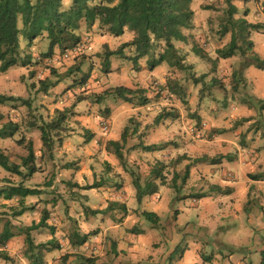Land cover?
<instances>
[{"label": "rangeland", "instance_id": "1", "mask_svg": "<svg viewBox=\"0 0 264 264\" xmlns=\"http://www.w3.org/2000/svg\"><path fill=\"white\" fill-rule=\"evenodd\" d=\"M253 2L255 4H259L260 0H253ZM220 3L221 0H212L211 3L203 2L202 5L198 8L197 22H199L202 25L203 23H206V28H207L206 33L199 32V36L203 38L202 42L200 39H198V31H195V33L192 34V30L188 31L190 34L186 42H177L176 47L180 52V56L185 59L184 65L189 67L187 69L173 68L168 66L166 63H164L158 66L157 68H155L154 70H151L149 68V64L147 63V60L143 65L140 64V60L142 58L137 60L136 63L135 50L133 51V49L127 48L128 53L124 51L123 53L124 57L114 56L110 59L111 71H107V72L105 71V65L103 64L105 59V54H104L103 59L99 60V75L96 74L97 61L91 60L92 56L97 57V59L100 58V52L96 51L93 53L80 52L78 54H73L72 61L79 59L80 63H68L66 66V71L63 74H60L58 68L56 67V64H59L60 67H65V61L67 60L69 53H76V49L83 46L84 44H87L89 48L92 47L91 43H88V41L85 40V34L91 31H88L87 28L84 26V24L81 25L82 26L81 28L83 29V31H80L81 42L76 48H74L73 50H69L65 53H62L60 50L57 52V49H55L54 54L51 57H47V58H45L42 54H45L48 51L49 41L46 47L39 49V45H41L43 41L47 39L44 35L45 33L33 39L31 43H29V41L25 40L24 38L21 39V41L22 40L25 41L24 49L22 51L24 52V55L22 56V58L29 55L31 57L32 63L28 64L29 66L20 65L17 67H12L6 73H0V95L22 98L23 100L29 101L30 105H24L22 102L0 104V122H3L5 120L7 122L9 121L17 122L20 126L18 132L21 131V125L26 124L25 133H31V135L21 134L20 138L24 136L26 139H31L34 143L35 150L37 151V142H39L41 148H42V143L40 141L41 132L36 126L41 125L43 122L50 121L53 118H55L57 116L58 111L68 110L69 111L68 119L64 125L65 129L58 133V136L55 139L56 145L54 147V151L60 152L61 154L60 158L61 160H63V158L69 154V150H71L73 147H75L77 151H79L80 149H84L87 160H85V156L82 154L76 160L65 161L59 164L52 163L49 167H42L41 172L35 174L32 178L28 180L19 177V182L16 184L12 183L11 175L8 177H3L4 183L0 184V189L12 184L13 185L23 184L24 186H29V187H39L42 189V192H44L43 193L44 195L45 192H48V195L45 196V198H47L46 201H43L41 199L43 198V196H33L26 198L25 199L26 206L32 207V209L27 211L24 215L18 216L16 218H13V212L19 210V207H17L18 200L15 198L17 204L13 205V204L5 203V201H9V200L0 198V231H2L3 225L6 220H10L12 222L14 226L13 231L18 233L17 228H26L33 224L38 223L41 220V218L44 216L45 212H48L50 214L53 213V216L50 217L48 223L52 222L53 225L51 226L54 228V231H51V229L49 228H39L37 230L32 231L31 233L36 244L48 243L52 238H54L55 242L59 244V249H53V247H51L49 251L44 252V258L46 264H48V260L46 259V257L53 252H58L60 253V255L58 257L57 256L51 257L52 264H68L67 261H69V257L78 258L77 260L74 261L75 263H71V264H78V262H81L82 264H91V262L86 263V261L80 259V257H83L84 255L65 251L64 250L65 245L62 243L65 237H67L68 245L71 248H73L74 245H77L75 242L72 243V241H76L77 240L76 235L79 234L76 233V235H74V239H75L74 240L72 237L73 235L72 223L71 222H69L68 224L65 223L66 220L64 217H67L68 214L73 209L72 208L73 201L78 202V200H80L81 203H83L84 200L86 199V196H81L82 197L81 199L76 198L79 192L75 191L76 186H73L74 184L73 175H71L69 170L70 169L75 170V168L77 167L82 168L81 175L83 176L84 181L87 182V178H88L87 176L88 174L90 175V168H92L89 165L90 163H87V161L92 160L94 153L92 151L91 152L88 151V149L86 148V144L92 139V137L98 134L95 130H93L89 126L92 120V111L95 105H98L104 101L106 96V91L110 92L111 90V92H114L115 88L119 86H125L128 88H132L134 90L144 89L146 91V93L143 96L149 98L150 100L149 104H147L149 111L147 113L140 111L136 113L137 115L138 114L145 116L150 115L151 112L154 110L153 106L159 105L160 111L157 112L154 117H152L153 122L160 124L163 123L164 119H170L171 122L175 124L177 122H180L181 118H183V125H182L183 127H187L188 124L191 123L192 127L195 128L196 130L192 131L190 135L188 133H186V135H189V139L187 141L190 145V148L196 150V153L193 154H198V149H199L198 144H204L203 147H201V149L203 150L207 149L208 151H212V152L215 150L211 146H214L215 137L216 135L220 134L217 132L221 130V128L217 126L218 124L217 120L213 118L215 107H217L220 110L227 109L229 107L230 95L232 99H236V94L239 93L242 89L245 90L244 91L245 97H247L251 92L249 88L248 89L246 88L247 85L243 87L241 86L240 89H239L240 85H238L237 87H235L236 89H234L235 82L233 81V79L238 80L240 76L236 75L232 77L230 74L226 75L225 74L227 70L226 67L224 66L221 67L219 64L214 63L215 61L211 59V57H208L209 44L213 46V51L216 54V50L228 44L231 39L230 33L226 34L225 36L221 35L223 26L226 24L227 21L228 5L223 0V3L226 4L227 7L222 8L220 7ZM243 3L248 4L249 0H243ZM233 4L237 7V5L234 2ZM70 6L71 4L68 7H65L63 3V9H68ZM204 6H211L212 9L209 10V15H207L204 12H201V10H204L203 9ZM237 10H238L237 13H240L239 18H245V17L247 18L250 14L258 15V12L252 13V9L250 7H245L243 8L242 11L237 7ZM234 17L238 19L236 17V14ZM250 22L258 23L259 21H250ZM262 24H264V22H262ZM213 25H215V27H213ZM201 28L203 27L202 26L199 27V29ZM97 29H98L97 37L100 39V41L102 40L100 43V48L102 49H104L103 45L106 42L109 49L117 50L122 44L129 42L133 38V33L127 30L122 36L118 37L110 34L105 28H100L98 25H97ZM251 34H252V39L254 41L260 38H264L262 37L263 35H261L264 34V29H262L260 32H252ZM125 37L128 38L126 39ZM196 46L202 52L201 54L204 57L199 56L194 51L193 47ZM261 46H264V42L261 43ZM161 49L162 48H158V50L156 51V55L162 52ZM33 50H37L36 54L38 55L39 59H34ZM249 52L247 53V57L238 54L240 58L243 57L244 67L246 65L247 66L251 65L252 53ZM189 58H192V60H195L196 58L201 59L202 67H200L197 70L196 64L190 61ZM45 60H55L56 62L55 64L51 66L45 65L44 67L49 69L50 75L59 76L58 79L51 80V82L53 83H57V82L58 83L56 86L51 87L48 93H44L40 91V86L39 88H37V84H39L40 80H45V79L50 80L48 76H44L42 79H37V75L39 71L37 66L41 65ZM85 60H91V62L87 65L86 70H84L83 68ZM218 61L219 59L217 60V62ZM153 71H155L154 73L155 75L152 74ZM254 71L257 72L258 70L254 68ZM198 72L199 74H197ZM74 73L77 75H73ZM131 73L136 74L134 78L130 76ZM66 77H71L72 83L66 84L64 87L57 89V86L60 85L61 82ZM194 79H198L200 83L199 84L195 83ZM26 80L31 81V83H25ZM102 80L112 81L109 88H105L103 86V83L101 82ZM158 81H162L163 83L158 88L154 87L158 84ZM167 84H170L169 89L167 90V92L171 94L170 96L166 95L165 93L164 88H166ZM170 86H173V88L171 89ZM97 88H99L100 91H96ZM75 89H82L83 92L74 91ZM70 92L72 93V97L70 98L71 102L64 103L65 99L68 98V94ZM115 97L120 98L116 95ZM173 97L175 98V102H173L172 99ZM206 99L210 102L207 106L204 103ZM243 100L245 99H241V101ZM86 101L87 103H85ZM123 101L126 102L125 100ZM126 103L134 108H137L139 106V102L137 101V99L134 101V103H129V102ZM33 105H36V107L33 108ZM81 105H83V107H81ZM5 108L9 110L5 111L4 110ZM21 109H23V115L20 116V119L18 121L14 120L13 117L17 113H19ZM40 109H43V112H40ZM189 109H194V110L190 111ZM258 109L259 110L257 112L258 114L257 116L259 118L257 119L258 120L257 123L262 125L264 123V119L262 118V115L259 116V112L263 111L260 109V103ZM103 111L108 115L112 116L113 121L114 119H116L117 122L115 124L113 123V128L115 129L116 127H118L120 121L123 119V110L120 108V105L115 104L114 107L106 106L103 109ZM37 113H39V115H37ZM46 115L48 117H51V119L46 120L45 119ZM205 115L211 116L212 118L211 127H206ZM158 118L159 121H157ZM129 120H131V117H129ZM37 121H39V123ZM68 121H71V123H68ZM243 122L246 121L244 120L239 123H243ZM5 124L6 123H4L3 126ZM73 125H75V127H73ZM237 125L238 124L234 126L233 130H236ZM145 127H148V125H145ZM76 128L81 129V132L77 134L82 138L81 142L78 145L72 142L73 134L76 133ZM133 131H135V129ZM177 131H179V129ZM201 132H203L204 134L198 136V133ZM141 135L143 136L144 133H141ZM192 137H197V139H192ZM9 139H13V138H6V139L0 138V148L4 151V153L8 152V146L4 144V141ZM16 140H14L15 146L20 147L16 143ZM66 141L70 142V144L65 147L64 143ZM166 143L167 145H172L173 148L181 147L180 144L176 143L174 140H169ZM132 148L133 149L136 148V145L133 144ZM54 151H53V158H50L48 155L49 161L54 160L55 158ZM7 155L9 156V158L14 156L16 159L21 161V157L25 156L26 154L18 151H10L8 152ZM192 156H193L192 154L191 157H189L187 154L181 155L182 158H178L177 162L185 164V161L187 160V161H195V162L200 161L206 164L207 163L212 164L211 161L213 159H218L220 161L223 159V157L218 158V156L213 158L210 157L208 158L206 157L208 155H204V157L206 158H201L197 160V158H194ZM231 157L235 159L236 156L233 155L230 156L229 158L224 157L221 163L212 164L214 166H211L210 168H212L213 170H217L220 173L221 172L223 173L224 171L227 172L233 166L230 165L233 162V160L230 159ZM44 161H45L44 157L43 159L41 157L39 158L40 165ZM12 162L15 163V160H13ZM222 163L223 165L221 167H217V165H221ZM190 166L184 165L183 169L173 174V179L176 176L175 181L176 179H180L181 185L184 186V184L186 183V181L190 176ZM137 168L139 169V166H137ZM160 169H162L163 171V166H161ZM187 170L189 171V175L186 177ZM61 173H67V175L66 176L62 175L61 181L55 182L57 180V176L60 175ZM133 175L135 177H139L140 181L141 179H143L144 185L152 178H154V175L152 173V168H150L147 173L143 171H138ZM49 183H51V186L47 188V185ZM54 184L55 186H53ZM151 185H152L151 187L152 190L149 191L147 195H152L157 191V187H155L154 184ZM183 186L179 185L177 187L179 192H181V190L184 188ZM186 193L187 190L183 192V195H185ZM53 195L54 197H52ZM185 199L188 202L191 201V197H186ZM43 203H45L46 205L44 206L45 209L43 208ZM84 204L86 205V207L93 206L91 203L88 204L84 203ZM175 205H177V201H172V208H175ZM47 206L48 209L46 208ZM250 208L251 209L249 210L255 209L254 212L257 209L252 206ZM260 208H264V207H259V209L257 210H260ZM83 210L85 211V209ZM244 210L248 214L252 213L248 210L247 206ZM262 211L263 210H261V212ZM21 217L23 219H20ZM164 222L166 229H168V224L172 223V220L170 217H168L167 214L164 215ZM233 227H235V224ZM58 233H63L64 235L58 236L57 235ZM222 234L223 233L219 231L214 232L213 235L217 238L206 239L205 242L206 243H209V241L213 243L215 242L218 245H221L222 247L225 246V248H228L227 253L223 252L224 255L230 253L229 249H233L237 251L235 253L244 252L241 250V247H236L234 245H231L230 243H224L222 239ZM15 237L18 239H22V242L25 243L23 234L20 235L17 234ZM45 237H50V239H43ZM261 238L264 242V237ZM256 256L257 255H255V257ZM84 258H89V257L84 256ZM260 258L261 256H257L254 261L260 260ZM89 259L93 260L92 258Z\"/></svg>", "mask_w": 264, "mask_h": 264}, {"label": "clouds", "instance_id": "2", "mask_svg": "<svg viewBox=\"0 0 264 264\" xmlns=\"http://www.w3.org/2000/svg\"><path fill=\"white\" fill-rule=\"evenodd\" d=\"M201 2L211 3L212 0H201ZM233 2L237 5L239 9H241V11L245 7H250L252 9V13L258 12V15L250 14L246 19L250 21L264 22V10H261L264 9V0H260L259 4H255L253 0H249L248 4L243 3V0H233ZM63 3L65 7H68L71 4V0H63ZM100 3L101 0H88L89 7L99 5ZM220 7H227V5L223 3V0H221ZM239 16L240 13H237L236 17L239 18ZM100 22L101 20L98 16L96 18V24L93 25L92 31L85 34V40L88 41V43H91V48H89L87 44H84L83 46L76 49V53L68 54L67 60L65 61V67H60L59 64H56V67L58 68L60 74H63L66 71V66L68 63H80L79 59L72 61L73 54H78L80 52L93 53L99 51V59H97V57L95 56L91 57V60L97 61L96 74L99 75V60L103 59V56L105 54V50L100 48L101 41L97 37L98 29L96 25H98ZM213 27H215V25H213ZM125 28L127 29V26H125ZM70 31L79 35L80 31H83V29H81L80 31L70 29ZM199 32L206 33L207 28H201L198 30V39H200L202 42L203 38L199 36ZM44 35L45 37H47V32H45ZM150 35L152 34L150 33ZM125 38L127 39L128 37ZM153 42H155L154 37ZM47 43L48 40L45 39L43 43L39 45V49L46 47ZM159 43L163 45L164 40H160ZM24 45L25 41L22 40L20 48L24 49ZM58 51L59 45H57V52ZM124 51L128 53V49H125ZM36 52L37 50H33V57L34 59H39ZM208 54L215 57V52L213 51V46L211 44L208 45ZM23 55L24 52H21V56ZM147 59L148 56L142 58L140 60V64L143 65ZM91 60L84 61V70L87 69V65L91 62ZM2 63L3 62L0 61V64ZM55 63V60H45L41 65L37 66L39 69L37 79H42L44 76H48L50 80L58 79V75H50L49 69L44 67L45 65L51 66ZM197 74H199V72ZM73 75L77 74L74 73ZM135 75V73L130 74L132 78H134ZM101 82L103 83V86L105 88H109L110 84L112 83V81L103 80ZM25 83H31V81L26 80ZM71 83L72 78L66 77L61 82V84L57 86V89L62 88L66 84ZM162 83V81H158V84L154 87L158 88ZM39 86L40 85L37 84V88H39ZM74 91L83 92L82 89H75ZM96 91H100V89L97 88ZM244 91L245 90L242 89L239 93H237L236 99H232L231 95L229 96V107L227 109H221L218 115L214 114L217 115V123H223L224 126L230 127L232 124H235L237 122V119L240 116L251 115L253 119H249L246 122L241 123L240 126L236 129L237 132L247 131L248 128L255 123V120L259 118L256 115L255 109L259 107V103H264V90H261L259 88L252 90V92H250L247 97L244 96ZM165 93L166 95H171L167 92L166 88ZM125 95L133 97L134 94L125 93ZM71 97L72 93L70 92L68 94V98L65 99L64 103H70ZM172 99L173 102H175V98L173 97ZM241 99H246L252 105V107L247 109H242L241 107H239L238 105ZM85 103H87V101ZM204 103L207 106L210 102L206 99ZM115 104H119L120 108L123 110V119L120 121L119 126L114 129L113 117L105 113L103 109L106 106L114 107ZM35 107L36 105H33V108ZM81 107H83V105H81ZM153 109L154 110L151 112L150 115H137L136 108L129 106L126 102L123 101L122 98H116L115 94L110 90V93L105 96L104 101L98 105H95L92 111V120L89 126L93 130H95L98 135L92 140V142L88 146L94 153V155L92 160L87 161V163L94 164L95 167L93 170L96 171L99 175H104L105 178L109 181H118L123 179L127 189L130 191H136V188L133 185V181L135 179V176L133 175L134 173H137L138 171H143L147 173L150 168L160 169L161 166H163L162 176L157 177L154 181V183L158 186L159 189V191L156 193V197L162 196L163 199H161L158 204H154V206L150 209L151 211H156L162 217L165 212L169 211L168 205L171 202L173 195H175V192L173 190L174 187H178L181 184L180 179H176L175 184H173V174L184 168V163H178L177 159L182 158L181 149H183L184 152L188 151L187 147L184 146V142L189 139L190 133L192 131H195L196 129L192 127L191 123H189L187 127H183V118H181L180 122H177L175 124H173L170 119H164L163 123L157 124L156 122H153L152 117H154L156 113L160 111V106L154 105ZM4 110L8 111L9 109L5 108ZM189 110L191 111L194 109ZM148 111V108L142 109V112L144 113H147ZM40 112H43V109H40ZM21 115H23V109H21V111L17 113L13 117V119L18 121ZM37 115H39V113H37ZM129 117H131V120H129ZM225 117L227 119H225ZM45 119L48 120L51 119V117H48L46 115ZM211 120V116L205 115L206 127H211ZM37 122L39 123V121ZM4 123H7V121L5 120L3 122H0V128L3 127ZM68 123H71V121H68ZM145 125H148V127H145ZM125 126L126 135H124V137L122 138L121 133L124 132ZM73 127H75V125H73ZM25 128L26 124H22L21 131L18 132L13 139L4 141V144L8 146V152L18 151L26 154L27 149L24 146L17 147L14 144V140L19 139L21 134L31 135V133H25ZM134 129L135 131H133ZM178 129L179 131H177ZM253 131H255V129H253ZM80 132L81 129L76 128V133L73 134L72 138V142L74 144L78 145L81 142V136L77 135ZM141 133H144V135L142 136ZM186 133H188L189 135H186ZM260 133H264V127L260 129V132L256 133V139L253 143V132H247L245 141L248 142V147L246 148H241L238 144H236V140L239 139L238 136L233 137L232 144L234 147L232 148L231 152L232 155L238 156V159L236 160V163L227 172L222 173L223 175H227L229 177V180L232 184H240L241 177L245 171H252L253 173L264 172V167H256L257 165L264 166V137H262ZM203 134V132L198 133V136ZM192 139H197V137H192ZM97 140H99L100 142L97 143ZM169 140H174L176 143L180 144L181 147L173 148L172 145H167L166 142ZM26 144L27 140L25 141V145ZM133 144L136 145V148L134 149L132 148ZM258 147L260 148L259 152L255 151V149ZM41 151H45V161L41 163L42 167H49L52 163L59 164L65 161L76 160L82 154L85 156V160H87L84 149H80L79 151H77L76 148L73 147L71 150H69V154L65 156L63 160H61L60 158V152L56 151L54 153V160L49 161L47 150L42 149L39 142H37L36 156L38 162ZM205 151H207V149H205ZM8 152H5L4 155H7ZM13 160H15L16 164L20 165L21 172L27 171L24 165L21 164V161L16 159L14 156L9 159L8 163L11 164ZM105 160L110 161L111 171H104L103 164ZM137 166H139V169L137 168ZM10 175L13 184L19 182L18 176L8 173L6 170H4L3 166L0 165V184L4 183L3 177H8ZM60 175L66 176L67 173H61ZM99 175L97 176V178H99ZM59 178L60 176L58 175L57 180ZM212 179H214V177L210 175H206L204 180H199V177L194 176L190 183L196 181H198L199 183H204L205 181H210ZM245 179L246 178L244 177V180ZM247 185L248 188L252 189L250 196L247 198L248 200L254 202L252 207H264V194H262L264 193V182L247 180ZM253 185H255L256 187L253 188ZM53 186H55V184ZM143 187L144 182L143 179H141L140 188L142 189ZM185 190L186 189H182L181 194H183ZM156 197H153L154 201ZM5 203L15 205L17 204V201L14 198L13 200L5 201ZM132 206L136 207L134 203L132 204ZM17 207H19V205H17ZM144 207H148V205L145 204ZM222 216L224 217L223 219H221L220 216H217L215 220H206L203 218L197 219L195 211L187 215L182 213L180 219L176 222V226L179 228H183L186 221L193 220L196 221L197 227L205 223L211 224L213 228L217 224H238V227L236 228H229V235L232 232H235L236 235H241L245 237V242L249 244V246L252 243L251 238L256 237L257 235H259L260 237H264V227H261L259 223H257L256 227L259 228V232H257L252 226V224L247 221L246 217L248 216V213L245 212L243 207H237L234 205L232 211L223 212ZM137 218L142 221V226H144L146 222L143 221V217ZM20 219L23 218L21 217ZM65 223L68 222L65 221ZM125 226H131V217H129V222L126 225L114 224L112 226L113 233L118 230L120 236L124 237V239L119 240L117 251H119L121 248L128 249V256H124L121 253V255L117 257L118 260L130 261L131 264H137V262H139V264H169L166 257L173 250V245L175 243L174 239H170L168 234L161 235L159 233H154L152 240L145 244L142 239L128 237L124 232ZM80 228L83 230V232L88 231V227L85 226L83 223L80 224ZM57 235L61 236L64 234L58 233ZM106 235H109V233H107V230L106 233H102L101 236L90 239L89 242L85 244L82 248H71L68 245L67 237H65L62 243L65 245L64 250L68 252H83V254L87 256L90 255L93 251H95V253L98 254L102 260L105 261V264H107L108 258L104 256V253L108 251L109 241L106 238ZM181 235H183L182 232L176 233L175 238L179 239ZM229 235L222 234V239L224 243H229ZM216 238L217 237L213 235V232H209L207 236H203V234H201V238L198 240V242H193V238L189 237L188 240H186L187 246H182V255H176L172 260V264H209L208 261L202 259V257L208 256L209 253H216L215 258L210 262V264H228L227 260L222 259L220 251H216L214 245L204 242L205 239ZM43 239H50V237H45ZM100 240H103L104 242L101 244L99 243ZM129 241L133 243V245H135L133 248H128ZM93 243H96V247L94 249L91 247ZM152 243H156L159 246L153 248L151 246ZM27 248L28 245L22 242V239H18L16 237H13L7 243L0 244V264H30V261L28 259V255H30V253L27 252ZM227 251V248L223 249L224 253H227ZM59 255L60 253L58 252H53L49 254L46 257V259L48 260V264H52V256L58 257ZM241 256L245 257V259L242 261V264H248L249 259H256L255 256H249L247 253L244 252L234 253L231 256V259L237 261L238 264H240ZM73 259L74 257H69L70 261ZM97 264H100V262L98 261ZM113 264H115V262H113Z\"/></svg>", "mask_w": 264, "mask_h": 264}, {"label": "trees", "instance_id": "3", "mask_svg": "<svg viewBox=\"0 0 264 264\" xmlns=\"http://www.w3.org/2000/svg\"><path fill=\"white\" fill-rule=\"evenodd\" d=\"M193 0H101L99 5L93 7L88 6V0H72L68 9H63V0H0V73H6L12 67L28 66L32 63L31 57L21 56L23 49L20 48L21 39L32 42L33 39L47 32L49 41L48 51L42 54L45 58L54 54L57 45L59 50L65 53L76 48L81 42V35H77L70 29L80 31L81 25L88 31L93 29L96 24V18L99 16L101 22L98 24L100 28H105L114 36H122L125 31L133 33V38L119 49L112 51L107 44H104L105 71H111L110 59L114 56L124 57V50L127 48L134 49L136 52L135 62L140 58L148 56L147 63L149 68L154 70L158 66L166 63L173 68L187 69L184 65V58L180 56L175 42H186L188 36L184 30H191L194 27L195 13L192 9ZM228 5L227 21L222 29V36L231 34L228 44L216 50L217 59H229L237 54L246 57L247 53L253 49L254 43L250 40V34L260 32L264 29L262 23H250L246 18L236 19L237 7L233 4V0H224ZM204 10L212 9L211 6H204ZM127 26V29L125 28ZM150 33L152 35H150ZM153 37L155 42H153ZM164 40V44L159 41ZM158 48H162V52L156 55ZM194 51L204 57L201 51L193 47ZM251 65L260 70H264V60L257 55H252ZM204 77V76H203ZM199 84L198 79H194ZM58 83V82H57ZM57 83L51 80H40V91L48 93L49 89L56 86ZM167 84L166 89H169ZM172 89L173 86H170ZM165 89V88H164ZM110 92L106 91V95ZM116 96L122 98L126 102L134 103L137 99L139 106L149 104V98L143 96L146 91L144 89H132L125 86L115 88L113 92ZM125 93L134 94L133 97L125 95ZM12 102H22L24 105H30L29 101L14 96L0 95V104ZM260 109L264 110V103H260ZM68 110L58 111L57 116L50 121L43 122L37 128L41 132L42 149L47 150L50 158H53L55 147V139L60 131H63L65 122L68 119ZM159 121V118L157 119ZM20 126L13 121L7 122L0 128V138H14L19 131ZM126 135V128L122 133V138ZM27 144L25 145V141ZM19 146L27 149L26 155L21 157V164L27 169L26 172L20 171V165L11 162L8 163L9 156L4 155V151L0 148V165L10 174L17 175L20 178L28 180L36 173L42 171V166L37 160L34 143L31 139L22 136L16 140ZM41 158L45 156L42 151ZM220 160L213 159L212 164L219 163ZM162 169H156V176L162 175ZM189 171H186V177ZM176 177V176H175ZM175 177L174 183L175 184ZM186 179V178H185ZM140 179L135 177L134 186L137 191L138 201H141L144 195L152 190L151 182L148 181L144 187L140 188ZM100 187L97 183L86 186L84 189H94ZM156 187V186H155ZM178 190L177 187H174ZM41 190L37 188H29L23 184L8 185L0 189V198L5 200H18L19 210L13 212V218L23 215L26 211L32 209L25 204V199L29 196L40 195ZM94 214L101 213L93 211ZM143 217L151 225L159 223V217L152 212H144ZM48 217L46 212L41 220L26 228H17L18 233L13 231V224L10 220H6L2 231H0V244L7 243L17 234H23L25 243L28 245L27 252L30 264H46L44 252L53 249H59V244L52 238L48 243L36 244L32 231L39 228H54L47 224ZM75 243L79 246L86 243L88 235H76ZM80 259L90 263L89 258L80 257ZM262 263L264 264V251H262Z\"/></svg>", "mask_w": 264, "mask_h": 264}, {"label": "crops", "instance_id": "4", "mask_svg": "<svg viewBox=\"0 0 264 264\" xmlns=\"http://www.w3.org/2000/svg\"><path fill=\"white\" fill-rule=\"evenodd\" d=\"M200 1L201 0H193L192 2V9L194 10V13H195L194 27H193L194 29H191L192 34L195 33V31H198L199 27L201 26L203 28H206V23H203L202 25L199 22H197L198 8L203 3ZM201 12L207 13V15H209V10H201ZM248 22L250 21L248 20ZM250 23H254V22H250ZM258 23H262V22L259 21ZM188 31L190 30H184L187 36H189L190 34ZM261 35H263L262 37H264V34H261ZM250 40L254 43V46H253V49L249 53H252V55H257L258 57L264 60V46H261V43L264 42V38H260L254 41L252 39V34H251ZM104 44H107V43L105 42ZM175 45L177 46V42H175ZM111 50L114 51L113 49ZM208 57H211V59L213 60L217 59L216 54H215V57L211 55H209ZM189 60L196 64L197 70L200 67H202L201 59L196 58L195 60H192V58H189ZM216 63L219 64L221 67L222 66L226 67L227 69L225 72L226 75L230 74L232 77L236 75L240 76L238 80L233 79V81L235 82L234 89H236L235 87H237L238 85H240L239 89L241 88V86L243 87L247 85L246 88L247 89L249 88L251 92L252 90H255L258 88L261 90H264V70H260L256 68L254 65H248V66L246 65L247 67L246 66L244 67L243 57L240 58L238 54L229 59H219V61ZM254 68H256L258 71L255 72ZM154 73L155 71L152 72L153 75H155ZM238 106L241 107L242 109H247V108L252 107V105L246 99L243 101H240ZM144 108H148V105L138 106L136 108L137 113L142 111V109ZM258 110H259L258 108L255 109L256 115H258L257 114ZM219 113H220V109L215 107L214 114L218 115ZM214 114H213V118L217 120V115H214ZM260 115H262V118L264 119V110L262 112H259V116ZM225 119L227 118L225 117ZM249 119H253V117L251 115L240 116L237 119V122L235 124H232L230 127L224 126L223 123H218L217 126L220 127L221 130L217 132L220 134L216 135L215 140H214V143H215L214 146H211L215 149L213 152L208 151V150L205 151L201 149V147H203L204 144H198L199 146L198 154H193V153H196V150H193L192 148H190L188 141H186L184 142V146L187 147L188 151L184 152L183 149H181V155L187 154L189 157H191V154H192L193 155L192 157L197 158V160L201 158H206V157L213 158V157L218 156V158L223 157L224 159V157L229 158L230 156H233L231 152L232 148L234 147L232 144L233 137L238 136L239 139L236 140V144H238L241 148H246L248 147V142L245 141L247 132L249 131L253 132L252 142L254 143L256 139V133L260 132V129L264 127V123L260 125L257 123L258 120L256 119L255 123L251 125L248 128V130L245 132H237L236 130H233L236 124H238L237 127H239L241 124L239 122L244 121V120L247 121ZM114 121L113 123L115 124L117 121L116 119H114ZM253 129H255V131H253ZM260 134L262 137H264V133H260ZM97 135L98 134L92 137V139L86 144V148L88 149L89 152H91V149L88 146L92 142V140L97 137ZM40 141H41V137H40ZM99 142L100 141L97 140V143ZM64 144L66 147L67 145L70 144V142L66 141ZM255 151L259 152L260 148L259 147L256 148ZM204 155H208V156L204 157ZM223 159L219 161V163H221ZM230 159L233 160V162L230 165H234L236 163V160L238 159V156H236L235 159L232 157ZM89 165L92 168H90V175L88 174L87 176L88 177L87 182L84 181V178L81 175L82 168L77 167L75 168L76 171L70 169L71 170L70 173L71 175H73V182H74L73 186H76L75 191H78L80 194V195L77 194L76 198L81 199L82 198L81 196H86V199L84 198L85 199L84 202L87 201L88 203H91L93 206L86 207L84 202L81 203V201L77 199L78 202L73 201V206H72L73 209L68 214V216L64 218L68 223L69 222L72 223L73 239L76 233H78L81 236L88 235V239L85 244H87L90 239L94 237H99L101 236L102 233H106V230H107V233H109V235H106V238L108 239L109 244H108V251L104 253V256L108 258L107 264L109 263L113 264V262H115V264H131L130 261H124V260L117 259V257H119L121 253L124 256H128V249L121 248L119 251H117L119 240L124 239V237L120 236L118 230L115 233H113L112 226L114 224L126 225L129 222V217H131V226L130 227L125 226L124 232L126 233L128 237L142 239L145 244H147L149 241L152 240L154 233H159L161 235L169 233L168 235L169 238L174 239L175 243L173 245L172 252L168 254L166 259L168 260L169 264H172V260L174 259L176 255L178 254L182 255V246L184 247L187 246L186 240H188L189 237L193 238V242H198V240L201 238V234H203V236H206L208 232L214 233V232L219 231L225 235H229V228L238 227V224H235V227H233L234 225L217 224L213 228L211 224H207V223L201 224L199 227H197L196 221L193 220V221H186L183 228H179L176 226V222L180 219L182 213L187 215L195 211V215L197 219L203 218L206 220H215L217 216H220L221 219H223L224 217L222 216V213L232 211L234 205L237 207H243L244 209L247 206L249 210L251 209L250 207L252 206L254 202L247 199L250 196V193L252 191L251 188H248L247 180L264 182V172L253 173L252 171H245L241 177V183L232 184L227 175H223L221 174L222 172L220 173L219 171L213 170L212 168H210L211 166H214V165L208 164V163L206 164L200 161L195 162V161L186 160L184 165L185 166L191 165L190 166V176L188 180L186 181V183L184 184V186L181 184L180 186H183L184 188L183 187L182 188L186 189L187 193L183 195L178 190L173 189L175 192V195H173L171 202L168 205L169 211L165 212L163 216L161 217L156 211L150 210L154 206V204H158L160 200L163 199L162 196L156 197V193L159 191L158 186L154 183L155 179L159 177L154 174V171L156 170V168H152V173L154 175V178L150 180L151 184H154L157 187L156 193L152 195H146V196L144 195L141 201H138L137 191L128 190L123 179L118 180V181H109L108 179L105 178L104 175H99L96 171L93 170V167H95L94 164L90 163ZM222 165L223 163L221 165H217V167H221ZM256 167L260 168L264 166L257 165ZM103 168L105 172L111 171V164L109 160L104 161ZM98 175H99V178H97ZM206 175H210L214 177V179L210 181H205L204 183H199L198 181L190 183V181H192V178L194 176L199 177V180H204ZM59 176L60 178L56 180L55 182L61 181L62 175H59ZM244 177L246 178L245 180H244ZM94 183H97L100 187L94 188V189H84L86 186H91ZM133 185H134V181H133ZM50 186H51V183L47 185V188H49ZM26 187H29V186H26ZM255 187L256 186L253 185V188ZM29 188H37L38 190H41L40 195H36V196H43V198L41 199L43 201L47 200L45 196L48 195V192H45V195H44L43 194L44 192H42V189L39 187H29ZM29 197H33V196H29ZM52 197H54V195ZM153 197H156L155 201L153 200ZM186 197H191V201L190 202L186 201L185 199ZM172 201H177V205H175V208H172ZM133 203L136 205V207L132 206ZM145 204H147L148 207H144ZM44 206H46L45 203H43V208L45 209ZM46 208L48 209V206ZM83 209H85V211ZM257 209H259V207ZM257 209H256L257 212L256 211L254 212L255 209L249 210L252 213L248 214L247 221L252 224V226L257 232H259V228H257L256 225L257 223H259L261 227H264V208H260V210H257ZM261 210L263 211L261 212ZM93 211H100L101 213L94 214ZM144 212L155 213L159 217V223L157 225H151L143 217L142 214ZM165 214H167L168 217H170L172 220V223L168 224V229H166L165 224H164ZM46 216L48 217L47 224L49 226L53 225L52 222L48 223L50 220V217L53 216V213L50 214L46 212ZM137 217H143V221L146 222L144 226H142V221L138 219ZM81 223H83L85 226L88 227L87 232H83V230L80 228ZM181 232L183 233V235H181L179 239H176L175 238L176 233H181ZM251 239H252V243L249 246V244L245 242V237L241 235H236L235 232H232L229 235V243L231 245H234L236 247H241V250L247 253L249 256H255V255L261 256L260 260L254 261L252 259H249L248 264H263L262 263V251H264V242L259 235ZM74 242L75 241H72V243ZM103 242H104L103 240L99 241V243L101 244ZM85 244L81 246L74 245L73 248H82ZM208 244L214 245L216 251H220V255L222 259L227 260L228 264H238L237 261L231 259V256L237 251L233 249H229L230 253L227 255H224L222 251V249H225L224 245H223L224 247H222L221 245H218L217 243L215 242L213 243L211 241H209ZM134 246L135 245H133V243H131L130 241L128 242V248H133ZM151 246L155 248V247H158L159 245L156 243H152ZM91 247L94 249L96 247V243H93ZM71 253H78V254L84 255L83 252H71ZM215 255L216 253H209L208 256H204L202 257V259L205 261H208L210 264V262L215 258ZM86 257L93 259L91 260V264H97L98 261L100 262V264H105V261L102 260L101 257L95 253V251H93L90 255H87ZM77 259H78L77 257H74L73 260L71 261L69 260L67 261V263L68 264L75 263L74 261ZM244 259H245L244 256L240 257V264H242V261ZM78 264H82V263L78 262ZM137 264H139V262H137Z\"/></svg>", "mask_w": 264, "mask_h": 264}]
</instances>
